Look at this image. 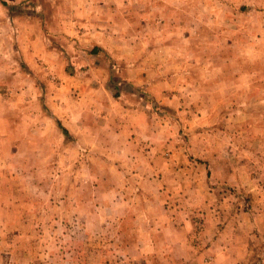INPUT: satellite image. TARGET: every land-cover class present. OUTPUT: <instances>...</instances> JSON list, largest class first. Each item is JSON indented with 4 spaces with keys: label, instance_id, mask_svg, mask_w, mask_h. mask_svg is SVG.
I'll return each instance as SVG.
<instances>
[{
    "label": "rangeland",
    "instance_id": "374dc122",
    "mask_svg": "<svg viewBox=\"0 0 264 264\" xmlns=\"http://www.w3.org/2000/svg\"><path fill=\"white\" fill-rule=\"evenodd\" d=\"M94 1L0 0V264H264V0Z\"/></svg>",
    "mask_w": 264,
    "mask_h": 264
},
{
    "label": "crops",
    "instance_id": "0c3cea01",
    "mask_svg": "<svg viewBox=\"0 0 264 264\" xmlns=\"http://www.w3.org/2000/svg\"><path fill=\"white\" fill-rule=\"evenodd\" d=\"M89 2L91 3V4H95V3H97V1H94V0H69V2L68 3H70L71 5V7H70V9H71V11L75 14V13H86V14H88V15H90L91 14V18L89 19V18H86V19H83V21H84V26L86 27V24H90L91 25V20H94L92 17V14H93V12H95L96 10L94 9V7H93V9L92 10H90V12H89V9H90V7L91 6H89ZM49 10V9H48ZM45 11H47V10H45ZM58 11H60V10H58ZM100 11H102L101 9H100ZM103 12V11H102ZM90 13V14H89ZM73 17V16H72ZM73 18H75V16L73 17ZM73 18H72V20H70L69 21V23L71 24V26H73V28L74 29H76V30H79V29H77L78 28V25H80V24H77L75 21H73ZM28 19V18H27ZM30 20H33L32 18H30ZM30 20H28V21H30ZM86 22V23H85ZM30 23V22H29ZM29 23H27L26 21H24L23 22V24H24V26L25 27H29L31 24H29ZM26 24H28V25H26ZM69 24V25H70ZM71 26H70V28H71ZM79 27H81V25L79 26ZM72 30V29H71ZM35 31V30H34ZM38 31V30H37ZM38 36H39V32L37 33V36L35 37V41H29V43H31V44H34L35 42H37V38H38ZM136 112H137V110H136ZM140 116L142 115V114H139ZM70 115H67L64 119L66 120V121H68L67 119H68V117H69ZM64 120V121H65ZM72 121V120H71ZM69 122V123H71V124H67V129L69 130V133H75V131L73 130V126H72V124H74L73 122ZM66 123V122H65ZM135 122H133V123H130V122H128L127 124H125L124 125V128H123V138H122V140H119L120 142V147L122 148V150H123V156H125V157H127V154H126V146L129 144L130 145V143L131 142H133L134 140H136V137H133L132 139H131V141H130V137H131V134L132 133H134V131H135V129H136V127H137V124H134ZM71 125V126H70ZM85 127V126H84ZM71 129V130H70ZM118 138H119V136H118ZM138 142H140L139 140H138ZM176 154H175V152H173L172 153V155H171V157L173 158L174 156H175ZM160 157H161V155H159ZM154 157H155V155H154ZM153 159L154 158H152L151 160L153 161ZM166 160H171V158H165ZM166 160H164V162L166 161ZM172 161H173V159H172ZM163 164H168V163H163ZM162 164V165H163ZM161 165V167L159 168L155 163H153L152 165H150V168H149V172H150V174H151V176H155V175H157L158 174V177H160L161 179L159 180V184L157 185V187H158V189H159V187L162 189V192H163V194L164 193H167L166 191H168V184H165V180L167 179V181H168V183H171V184H174V183H176V182H180V179L181 178H183V176H184V179L183 180H186L187 178L185 177V174L186 173H188V171H189V173H191V169H192V167H188L187 165H184L183 167H181V168H179L178 169V171L176 170V168H173L172 167V165L171 164H168V165H166V166H162ZM190 169V170H189ZM196 169H198V171H199V177H198V179H201V180H204V175L202 174V170L200 169V168H196ZM152 172V173H151ZM176 174H174V173ZM227 173H228V175H229V170L228 171H226ZM171 175H173V177H174V179H170V176ZM227 175V176H228ZM194 177V176H193ZM176 178L177 179H179L178 181L176 180ZM197 178V177H196ZM228 179H231V176H230V178H229V176H228ZM227 179V180H228ZM173 180H174V182H173ZM189 182H190V180H189ZM153 183H155V182H153ZM194 193V192H193ZM209 198H210V196H209ZM158 201V203H164L165 201L164 200H162L161 201V199L160 198H157V197H153V196H148V197H146V196H139V197H136V198H132V199H127L126 198V200H125V198H122L121 200H120V202H116V205H122V207L125 209L126 208V206L129 204V203H131L130 205H133V203H135V202H137V205H140V206H145L144 208H146V210L144 211V210H139V214H141L142 213V215L144 214V216H145V218H147V216H149L150 218H152L151 220H155V218H156V215H155V210H154V208L152 207L154 204H155V201ZM164 206V205H163ZM160 215H158L157 216V219L158 220H160ZM151 220L150 219H148L147 221H150L151 222ZM168 221H169V219H168ZM170 222H171V219H170ZM169 222V223H170ZM179 224H181L180 222L178 223V227L177 228H180L179 227ZM150 225H148V231H147V235L148 236H150L151 234H152V231H154V228H150L149 227ZM155 227V226H154ZM177 231V230H176ZM180 231V230H179ZM189 232V231H188ZM164 233V232H163ZM235 234V233H234ZM176 235V234H175ZM245 238L246 237H243V245L242 246H245V245H247V243H245Z\"/></svg>",
    "mask_w": 264,
    "mask_h": 264
},
{
    "label": "trees",
    "instance_id": "16d2710c",
    "mask_svg": "<svg viewBox=\"0 0 264 264\" xmlns=\"http://www.w3.org/2000/svg\"><path fill=\"white\" fill-rule=\"evenodd\" d=\"M62 132L67 135V130L64 127H61Z\"/></svg>",
    "mask_w": 264,
    "mask_h": 264
}]
</instances>
